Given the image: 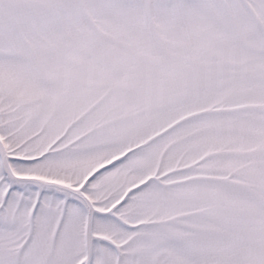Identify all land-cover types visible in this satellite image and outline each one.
<instances>
[{
  "label": "snow or ice",
  "instance_id": "obj_1",
  "mask_svg": "<svg viewBox=\"0 0 264 264\" xmlns=\"http://www.w3.org/2000/svg\"><path fill=\"white\" fill-rule=\"evenodd\" d=\"M0 264H264V0H0Z\"/></svg>",
  "mask_w": 264,
  "mask_h": 264
}]
</instances>
